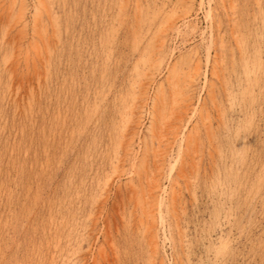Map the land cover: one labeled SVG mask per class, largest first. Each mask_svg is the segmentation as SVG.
<instances>
[{"label":"rangeland","instance_id":"rangeland-1","mask_svg":"<svg viewBox=\"0 0 264 264\" xmlns=\"http://www.w3.org/2000/svg\"><path fill=\"white\" fill-rule=\"evenodd\" d=\"M21 1L0 264H264V0Z\"/></svg>","mask_w":264,"mask_h":264},{"label":"bare ground","instance_id":"bare-ground-1","mask_svg":"<svg viewBox=\"0 0 264 264\" xmlns=\"http://www.w3.org/2000/svg\"><path fill=\"white\" fill-rule=\"evenodd\" d=\"M23 1V0H22ZM22 1H21V3H22ZM43 1V0H42ZM13 2V1H12ZM42 3V2H41ZM44 3V2H43ZM46 3V2H45ZM43 5V4H42ZM45 5V4H44ZM122 5V4H121ZM224 6H226V5H224ZM13 7V6H12ZM20 7V6H19ZM21 8H22V6H21ZM26 8V7H25ZM39 8V7H38ZM225 8V7H224ZM23 9V8H22ZM36 9V8H35ZM20 10V9H19ZM18 10V11H19ZM28 10V9H27ZM20 12H22V11H20ZM48 12V11H47ZM37 13V12H36ZM20 15V14H19ZM25 15V14H24ZM49 15H50V13H49ZM17 16H18V14H17ZM51 17V16H50ZM20 18V17H19ZM176 18V17H175ZM17 19H18V17H17ZM49 19V18H48ZM20 20V19H19ZM36 20H37V18H36ZM50 20H51V18H50ZM219 22V21H218ZM229 22V21H228ZM24 23H27V21L26 22H24ZM23 25V24H22ZM52 25V24H51ZM37 27V26H36ZM211 27V26H210ZM40 28V27H39ZM20 30V29H19ZM37 31V30H36ZM28 32V31H27ZM38 32V31H37ZM233 32V31H232ZM22 33V32H21ZM40 34V33H39ZM38 34V35H39ZM42 35V34H41ZM210 35H211V33H210ZM20 40V39H19ZM44 41V40H43ZM37 42H38V40H37ZM44 43V42H43ZM31 44V43H30ZM15 45V44H14ZM238 45V44H237ZM41 46V45H40ZM34 47V46H33ZM37 48H38V46H37ZM28 56V55H27ZM26 56V57H27ZM29 57V56H28ZM208 57V56H207ZM210 58V57H209ZM34 59V58H33ZM208 60V59H207ZM206 62V61H205ZM199 63V62H198ZM208 64V63H207ZM34 65V64H33ZM208 66V65H207ZM195 67H197V65L195 66ZM199 67V66H198ZM195 70V69H194ZM216 70V69H215ZM217 72V71H216ZM171 75V74H170ZM178 76V75H177ZM184 78V77H183ZM170 79V78H169ZM197 79V78H196ZM137 82V81H136ZM150 82V81H149ZM144 83V82H143ZM204 85V84H203ZM144 92V91H143ZM213 94V93H212ZM156 95V94H155ZM135 101V100H134ZM212 101H213V99H212ZM141 102V101H140ZM187 104V103H186ZM193 108V107H192ZM185 111H186V109H185ZM152 113H154V112H152ZM194 114V113H193ZM142 115V114H141ZM130 117V116H129ZM192 118V117H191ZM131 119V118H130ZM197 120V119H196ZM203 122H205V120L203 121ZM206 123V122H205ZM129 125V124H128ZM209 125V124H208ZM207 125V126H208ZM187 126V125H186ZM127 127V126H126ZM166 128V127H165ZM175 128V127H174ZM206 131H208V130H206ZM183 135V134H182ZM195 136V135H194ZM191 137V136H190ZM169 140H171V139H169ZM187 141H188V139H187ZM166 142V141H165ZM175 143V142H174ZM181 144H182V141H181ZM188 146V145H187ZM131 150V149H130ZM181 150V149H180ZM180 152V151H179ZM179 155V154H178ZM187 155H188V153H187ZM178 157V156H177ZM191 161V160H190ZM146 164V163H145ZM189 164V163H188ZM195 165V164H194ZM143 167V166H142ZM198 167V166H197ZM196 168V167H195ZM172 169V168H171ZM189 169H190V167H189ZM192 170V169H191ZM172 171V170H171ZM192 172V171H191ZM180 173V172H179ZM147 179V178H146ZM191 180V179H190ZM142 184V183H141ZM150 185V184H149ZM151 187L153 186L152 184L150 185ZM136 187V186H135ZM148 189H150L151 190V188L148 186ZM154 189V188H153ZM160 189V188H159ZM153 191V190H152ZM142 192V191H141ZM152 194H154V193H152ZM156 196V195H155ZM138 198V197H137ZM143 198H145V197H143ZM143 198H141V200L143 199ZM153 199H155V198H153ZM159 198H157V199H155V202L153 201L152 203H154V205H153V209H154V211L158 214V215H160V217H159V219L161 218V212H162V209H161V203H160V201L158 200ZM161 199V198H160ZM176 199V198H175ZM144 200V199H143ZM172 206V205H171ZM142 208V207H141ZM146 208V207H145ZM142 211V210H141ZM145 211V210H144ZM153 211V212H154ZM152 212V211H151ZM154 212V213H155ZM145 213V212H144ZM157 215V216H158ZM141 216V215H140ZM154 216H155V214H154ZM156 216V217H157ZM153 218H155V217H153ZM147 219L148 218H146V221H147ZM143 220V219H142ZM176 220V219H175ZM178 220V219H177ZM148 222V221H147ZM152 222V221H151ZM142 223V222H141ZM147 224V223H146ZM147 226V225H146ZM145 226V227H146ZM149 226V225H148ZM152 226V225H151ZM147 228V227H146ZM152 235V234H151ZM155 235V234H154ZM155 243V242H154ZM62 255V254H61ZM64 261V260H63ZM62 261V262H63ZM160 264V263H159Z\"/></svg>","mask_w":264,"mask_h":264}]
</instances>
